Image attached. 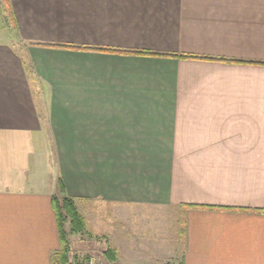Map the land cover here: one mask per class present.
I'll return each instance as SVG.
<instances>
[{"label":"crops","instance_id":"1","mask_svg":"<svg viewBox=\"0 0 264 264\" xmlns=\"http://www.w3.org/2000/svg\"><path fill=\"white\" fill-rule=\"evenodd\" d=\"M9 2L0 264H51L58 193L117 207L108 262L264 264V0Z\"/></svg>","mask_w":264,"mask_h":264},{"label":"rangeland","instance_id":"2","mask_svg":"<svg viewBox=\"0 0 264 264\" xmlns=\"http://www.w3.org/2000/svg\"><path fill=\"white\" fill-rule=\"evenodd\" d=\"M10 17L8 16L7 11L4 10L3 0H0V38L7 40L10 42L15 48L19 46V39L17 35V31L15 26L11 27L9 24ZM21 154H16L13 156V159L20 157ZM33 167L36 175L38 174V170L40 166H44L40 160H37ZM41 162V163H40ZM53 169L50 170V175H48V170L46 167H43V173L45 178L50 179V189H56V179L52 176ZM19 173L24 175V172L19 169ZM35 188L41 189L43 186L39 181H37L35 177H33ZM38 184V185H37ZM1 186V182H0ZM47 185H44V187ZM57 198H62L59 193L57 194ZM56 196V195H53ZM91 204V203H90ZM79 212L84 216L86 221V226L83 231L72 232L70 229L69 218H65L63 222V230L66 233V239L69 244V258L72 260L73 256L76 255L78 257H82L85 254L90 255L94 258L93 264H121L122 263V251H119L118 258L113 260L114 262H108L104 257V248L106 246V231L112 230V225L116 224V221L112 222L113 219L121 220L120 214L117 211V207H112L111 205H105L102 203H97V206L94 205L91 209L83 210L82 212L80 208H78ZM120 210V209H119ZM112 214L119 216L118 219L113 218ZM109 216V217H108ZM128 227V225H127ZM119 228V227H118ZM109 229V230H108ZM150 237L153 238V235ZM121 235H119L120 238ZM128 236V235H127ZM70 264V263H68Z\"/></svg>","mask_w":264,"mask_h":264},{"label":"trees","instance_id":"3","mask_svg":"<svg viewBox=\"0 0 264 264\" xmlns=\"http://www.w3.org/2000/svg\"><path fill=\"white\" fill-rule=\"evenodd\" d=\"M4 10L7 11L10 20L12 18V12L10 9L9 0H4ZM40 45L49 46V47H58V48H66V49H83V50H94V51H102V52H122V53H130V54H139V55H163L161 53L152 52L149 50H122L109 46H100L94 47L90 45H74L73 43H38ZM175 55V54H172ZM182 57L188 58H201V56L192 55V54H179ZM53 208L56 215L57 227H58V236H59V247L50 255L51 264H80L81 260L87 258L90 255L85 254L82 257H78L76 255L73 256L72 260H70L68 252L70 250L69 244L66 239V233L63 230V222L65 218H69L70 229L72 232L83 231L86 226V221L84 216L79 212L78 208L75 205L74 199L70 197L63 196L58 199L56 196H52ZM198 207L202 208H213L211 206L198 205ZM107 251L105 250V253ZM113 253V257L116 258V252L111 251ZM165 264H170L169 262Z\"/></svg>","mask_w":264,"mask_h":264},{"label":"built area","instance_id":"4","mask_svg":"<svg viewBox=\"0 0 264 264\" xmlns=\"http://www.w3.org/2000/svg\"><path fill=\"white\" fill-rule=\"evenodd\" d=\"M94 258L92 256H88L87 258L81 260L80 264H93Z\"/></svg>","mask_w":264,"mask_h":264}]
</instances>
